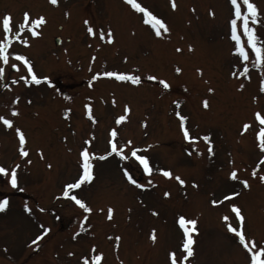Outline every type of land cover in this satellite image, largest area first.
<instances>
[{
    "label": "rangeland",
    "instance_id": "1",
    "mask_svg": "<svg viewBox=\"0 0 264 264\" xmlns=\"http://www.w3.org/2000/svg\"><path fill=\"white\" fill-rule=\"evenodd\" d=\"M137 2L168 31L156 36L150 24L140 21L143 14L132 13L122 0H58L56 5L49 0H0V18L12 15L13 31L18 30L22 11L45 17L36 29L38 37L21 33L28 46L13 41L10 47L31 61L38 77L53 81L24 84L22 62L17 69L9 66L16 62L12 57L9 65L0 64L5 68L0 76V114L13 120L12 127L0 122V166L19 165L16 188L0 178V199L8 200L0 210V264H84L82 256L91 264L94 254H102L101 264H171L170 251L179 264L183 231L176 221L181 215L197 221V231L190 233L194 254L185 264H248L247 251L221 219L227 216L228 223L240 227L232 204L244 217L246 239L258 247L264 242V182L259 179L264 175L260 160L264 152L258 147L255 134L260 125L254 118L257 111L264 115L260 91L264 61L255 66L251 55L248 61H238L229 33L230 0H174L175 9L170 0ZM252 2L261 20L252 26L264 42V0ZM86 19L95 28L93 35L87 32ZM109 29L111 43L106 40ZM101 31L104 40L98 37ZM56 35L61 37L58 44ZM241 38L245 42L242 33ZM104 71L135 75L140 82L91 80ZM160 79L169 87L160 85ZM125 105L126 119L116 124ZM13 107L15 116L10 112ZM177 112L186 118L189 135L197 137L194 141L184 139ZM245 122L250 127L241 131ZM16 127L26 136L25 157L19 155ZM112 129L118 146L131 141L125 155L136 147L152 171L145 173L132 157L111 154L91 161L90 182L70 190L69 197L61 195L64 185L80 174L81 148L103 155L109 151ZM159 169L172 176H163ZM233 169L236 180L229 178ZM125 170L144 187L132 184ZM176 176L185 183L181 185ZM241 180L249 187L244 188ZM233 191L238 195L224 201ZM71 195L92 211L84 212ZM212 200L221 203L214 205ZM42 226L50 231L31 244ZM153 230L154 241L149 238Z\"/></svg>",
    "mask_w": 264,
    "mask_h": 264
},
{
    "label": "snow or ice",
    "instance_id": "2",
    "mask_svg": "<svg viewBox=\"0 0 264 264\" xmlns=\"http://www.w3.org/2000/svg\"><path fill=\"white\" fill-rule=\"evenodd\" d=\"M49 2L53 5H56L58 3V0H49ZM126 3L131 5L133 9H135L139 13H143L144 22L146 24H150L151 28L155 31L156 36L161 35V30L163 32H167L168 28L166 27L165 23L157 18L155 15H153L147 8L142 7L140 3L137 2V0H126ZM171 7L173 9L176 8V4L174 0H170ZM231 5V18L228 21L229 24V33H230V39L234 42L233 52L237 55L238 61H248L250 55L254 57L253 64L255 66H259L262 61H264V42L261 41L260 37L258 36L255 28L252 25L261 23L259 11L257 6L252 2V0H242V3L240 0H230ZM211 14V12H210ZM65 15L67 16L68 13L65 12ZM45 23V17L44 16H38L36 18H32L30 16V13L25 11L23 13V22L19 23L16 28L18 30L13 31V28L11 26V16L10 14H3L2 18H0V31L3 32V37L0 38V64L3 65H9V59L10 57L14 58L16 62L11 63L9 66L13 69L18 68L19 62H22L23 67L27 70V76H21L20 81H22L24 84H28L30 81L34 82L35 84H40L41 80L48 81V77H38L31 66V61L26 58L24 55L19 54L15 51L14 48H11L13 41H19L20 43L24 44L25 46L29 45V40L22 37L21 33L27 31L30 33L31 37H38L40 35V32L36 29L40 26H42ZM84 24L87 26L89 25L88 20L86 19L84 21ZM93 27L88 26L87 32L89 35H93ZM241 33L243 35L244 40L246 43L242 42ZM101 39L105 38V33L101 32ZM107 41L109 43L112 42L113 36L111 34V30H108V33L106 35ZM189 49L191 50V46H189ZM181 49H177V51H180ZM176 72L180 71V68L177 67L175 69ZM200 69H197V72H200ZM248 71V65L245 64L243 67V72L246 75ZM5 72V68L0 66V76H2ZM98 76H106V77H115L119 81H130L132 84H138L140 82V78L135 75L126 74L123 72H114V71H104L99 72L96 75H93L91 77L92 81H95ZM148 79L150 80H156L157 77L155 76H149ZM15 79H13V83H17ZM91 83V81H90ZM159 84L162 85L164 88H168L169 84L163 80H159ZM5 88L8 87L7 84L3 85ZM240 88H243V85H240ZM209 92H212L213 89L209 88ZM260 91L264 92V79L260 80ZM19 98L12 100V104H16L17 100ZM255 99V98H254ZM175 103V101H174ZM203 106L205 108L208 107L207 101H203ZM90 105H85V109H89ZM11 115L15 116L18 114L16 108L10 109ZM129 112V107L127 105L124 106V115L117 116L115 119L116 124H120L121 121H124L126 119V115ZM86 114H88L86 112ZM65 116L68 115L67 110L64 113ZM176 115L179 117V127L181 132L183 133V137L185 140H192L194 141L197 139V137L190 136L188 129L185 127V120L186 118L182 115H180L179 112L176 113ZM254 118L256 121H258L260 127L258 131L256 132V140L258 142V147L260 148L261 152H264V115H261L259 111L254 113ZM0 122H2L3 126L5 127H12L13 126V120L10 118H6L4 114H0ZM250 127L249 123L245 122L242 126L241 131H245ZM15 135L18 137V151L19 155L21 157H25L28 155L25 144H26V136L23 133V131L19 128H15ZM117 136V132L115 129H112L109 131V139L107 141L109 151H106L103 155H97L96 153H90L87 148L82 147L79 152L80 157V174L77 179H75L74 182L68 183L64 185V190L61 193L64 197H69L70 190L79 188L83 183L90 182L93 179L94 173H93V159H99L103 160L107 156L111 154H115L117 156H120L121 159H128L129 157H132L135 159V161L139 162V164L142 166L143 171L145 173H150L152 171V168L150 167L149 160L144 155H138V149L136 147H131L128 155H125L124 148L128 145H131V141H128L126 144L119 145L117 142H115L114 138ZM203 139L207 141L209 138L208 136H204ZM89 143V141H85V144ZM37 151H40L37 149ZM209 152H211V145L209 144ZM261 161H264V155L260 157ZM18 168L19 165H13L9 168L0 166V176H5L7 178V183L12 187L16 188L18 185ZM160 172H162L163 176L170 177L172 176V173L170 171L159 169ZM125 177L128 178V180L138 187H144V185L137 184V181L134 180L128 173L127 170L124 171ZM252 175H257L256 168L252 169ZM229 178L236 180L237 179V171L236 169H233L229 173ZM175 179L183 185L185 182L182 180L179 176H176ZM259 179L261 182H264V175H260ZM240 183L243 185L244 188H248L249 184L247 180H241ZM195 186V185H194ZM168 192H164V196H168ZM238 193L235 191L230 192L228 195L223 197L224 201H227L231 199L232 197L237 196ZM70 199L75 202L76 205H78L84 212H91L92 209L87 206L85 201L78 198L76 195H71ZM8 203L7 197L0 199V210H3ZM212 204H219L221 201L219 200H212ZM231 211L235 213L236 219L240 222V227H234L232 223H228L229 218L227 216L221 217L223 221L226 223V227L228 232L233 233L235 237L238 239V242L240 245L243 246V248L248 253V264H264V242H260L259 247L257 246V242L251 239H246V236L243 232V220L244 217L241 214V211L239 207L235 204L230 205ZM25 211H29L27 205H25ZM108 217L111 218L113 209L108 208ZM155 215L156 213L153 212ZM177 224L179 227L183 230V240L182 243L179 245L180 248L183 249L184 254L179 257V264H185V261L188 260L189 257L193 256L194 250L192 245L194 244V241L192 239V236L190 233H194L197 231V228L195 227L197 224V221L195 219H186L183 215L179 216L177 218ZM191 226V227H189ZM50 231L49 228L42 226V231L39 235L35 236V238L30 241L31 244L35 245L37 241L41 240V238L47 234ZM151 240H155V230L152 231L149 237ZM117 239H119L117 237ZM92 251H95V246H93ZM71 255V253H69ZM168 259L171 262V264H177V256L175 252L170 251L168 253ZM81 260L84 262V264H89V261L86 257L82 256ZM102 261V254H94L91 257V264H101Z\"/></svg>",
    "mask_w": 264,
    "mask_h": 264
}]
</instances>
